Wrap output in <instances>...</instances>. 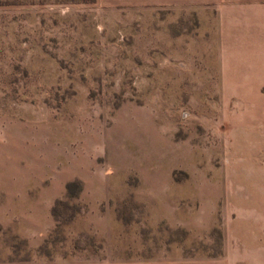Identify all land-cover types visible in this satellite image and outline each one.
<instances>
[{
  "label": "rangeland",
  "instance_id": "rangeland-1",
  "mask_svg": "<svg viewBox=\"0 0 264 264\" xmlns=\"http://www.w3.org/2000/svg\"><path fill=\"white\" fill-rule=\"evenodd\" d=\"M215 1L0 0V264L264 258V126L214 70Z\"/></svg>",
  "mask_w": 264,
  "mask_h": 264
},
{
  "label": "crops",
  "instance_id": "crops-1",
  "mask_svg": "<svg viewBox=\"0 0 264 264\" xmlns=\"http://www.w3.org/2000/svg\"><path fill=\"white\" fill-rule=\"evenodd\" d=\"M214 32V70L223 80L243 74L248 88L256 90L250 104V120L264 126V0H216ZM257 170V171H256ZM259 167L252 169L254 185L264 182ZM255 194V189L253 188ZM249 264H264L253 258Z\"/></svg>",
  "mask_w": 264,
  "mask_h": 264
},
{
  "label": "trees",
  "instance_id": "trees-1",
  "mask_svg": "<svg viewBox=\"0 0 264 264\" xmlns=\"http://www.w3.org/2000/svg\"><path fill=\"white\" fill-rule=\"evenodd\" d=\"M73 187L75 189L74 192H73ZM80 190H81V183L79 180L70 181L66 185V192L68 198L76 197L77 194L80 192Z\"/></svg>",
  "mask_w": 264,
  "mask_h": 264
}]
</instances>
